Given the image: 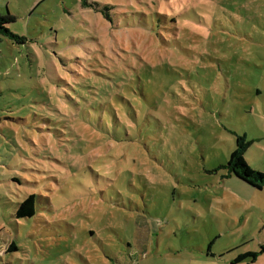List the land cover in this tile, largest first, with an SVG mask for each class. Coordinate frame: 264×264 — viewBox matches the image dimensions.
<instances>
[{"label": "rangeland", "instance_id": "374dc122", "mask_svg": "<svg viewBox=\"0 0 264 264\" xmlns=\"http://www.w3.org/2000/svg\"><path fill=\"white\" fill-rule=\"evenodd\" d=\"M7 12L26 42L0 35V264H264V189L220 168L245 135L264 173V0Z\"/></svg>", "mask_w": 264, "mask_h": 264}, {"label": "trees", "instance_id": "16d2710c", "mask_svg": "<svg viewBox=\"0 0 264 264\" xmlns=\"http://www.w3.org/2000/svg\"><path fill=\"white\" fill-rule=\"evenodd\" d=\"M15 17L10 15L8 12L4 15L0 14V35L16 44H24L26 39L23 36H19L10 31L8 26L15 22ZM251 142L246 140V136H237L235 140V148L230 153L227 164L220 166L221 169L227 171V176H234L241 180L249 187L255 190L264 189V173L259 171H253L246 164L243 155L250 146ZM35 201L36 195L32 194L27 196L17 207L15 211L16 219H29L35 216ZM17 250V246L14 242H11L10 247L7 249L5 254L11 253ZM260 253H264V245L260 246ZM256 253L248 252L244 255L238 256L235 259V263L240 262L246 258L255 259Z\"/></svg>", "mask_w": 264, "mask_h": 264}, {"label": "crops", "instance_id": "0c3cea01", "mask_svg": "<svg viewBox=\"0 0 264 264\" xmlns=\"http://www.w3.org/2000/svg\"><path fill=\"white\" fill-rule=\"evenodd\" d=\"M255 191H257V190H255ZM260 191H262V190H260ZM257 192H259V191H257ZM262 245H264V244H262ZM262 245H261V246H262Z\"/></svg>", "mask_w": 264, "mask_h": 264}]
</instances>
